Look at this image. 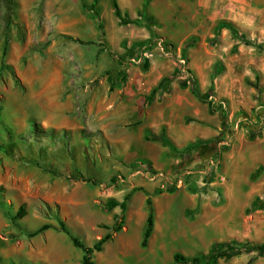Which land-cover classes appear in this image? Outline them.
Wrapping results in <instances>:
<instances>
[{
    "label": "rangeland",
    "instance_id": "rangeland-1",
    "mask_svg": "<svg viewBox=\"0 0 264 264\" xmlns=\"http://www.w3.org/2000/svg\"><path fill=\"white\" fill-rule=\"evenodd\" d=\"M85 3L0 0V264H82L59 222L93 246L121 215L105 203L128 194L124 228L96 264H264V0ZM175 84L202 109L185 119L204 137L185 146L166 125L140 130L169 111ZM99 102L108 116L90 122ZM148 198L175 224L155 237L159 256L142 247ZM44 224L55 229L28 236Z\"/></svg>",
    "mask_w": 264,
    "mask_h": 264
},
{
    "label": "crops",
    "instance_id": "crops-1",
    "mask_svg": "<svg viewBox=\"0 0 264 264\" xmlns=\"http://www.w3.org/2000/svg\"><path fill=\"white\" fill-rule=\"evenodd\" d=\"M22 5H23V2H22ZM230 5L233 6L234 4H230ZM60 14L63 15L64 14L63 11ZM58 19H59L58 24L56 25L60 27L62 23V19L61 18H58ZM61 66L64 69L66 67L64 63ZM61 76L62 75H60V77ZM61 80H63V78ZM42 83L44 86H46V83L48 82L43 81ZM168 98H169V104H168L169 111L165 115L162 114L160 117L159 116L156 117L157 118L156 122L152 118V116H150L149 114L147 121L141 124L140 130L144 128H156L157 129L161 125H166L168 136L178 146H185L188 143L195 141L198 137L203 138L204 131L202 129L196 130L191 125H188L185 119L188 116V113H190V115L195 119L201 118L200 113L202 109H200V106H199L200 103L188 92V90L181 89L180 86L177 84L174 85L173 91L171 94L168 95ZM75 106H76V103H74L73 100L69 99L68 103L65 105L64 108L61 106L57 108L61 110V112H58L60 113L59 116L66 117L67 112H69L71 107L72 109H74ZM101 106L102 105L99 102L98 103L99 108H98L97 114L90 112L89 115L88 114L84 115V117L90 122L94 121L97 123H102L105 120V118L108 116V113H107V108L105 107L103 109ZM136 110H137L136 112H139L137 114L139 118L138 120L140 122L142 119H144V116H145L144 109L142 108L141 104H139ZM62 111H64V113H62ZM78 113L80 115L83 114L81 112H78ZM48 117L50 118V116H47V118ZM45 124L47 123L45 122ZM155 209L157 213L156 219H155V228H154L153 236L151 237L149 241L148 251L154 256H159V252L163 251L164 247L163 245L159 247L154 246L155 237L158 236L159 234L162 236V240L167 239L165 230H170L171 227L175 226V224L168 221L166 223H163L162 225L159 222V216H161L162 213H165L167 216L170 215L169 207L165 209L162 213H161L162 208H160L158 204L155 205ZM182 236H185V234L179 233V235L174 236V238L177 239V238H181Z\"/></svg>",
    "mask_w": 264,
    "mask_h": 264
},
{
    "label": "trees",
    "instance_id": "trees-1",
    "mask_svg": "<svg viewBox=\"0 0 264 264\" xmlns=\"http://www.w3.org/2000/svg\"><path fill=\"white\" fill-rule=\"evenodd\" d=\"M79 1L82 5V8L87 10L88 6L86 5L85 0H79ZM113 10H114L115 16L120 20L122 24L124 25L130 24V21L126 18V16L123 15L122 10L120 9L119 5L115 2L113 3ZM194 44L195 42L193 40H190L184 46V50H187L188 48L193 47ZM168 45L170 46V44ZM6 54H7V47H5L3 50L1 69H4L6 66L4 63ZM161 86H162V83L159 85L158 88H160ZM155 91L156 89L153 92ZM194 94L195 95L197 94L196 91H194ZM129 200H130V194H128L125 197L124 201L122 202L116 199H111L107 203H105V207L109 211L115 210L116 208H120L121 215L116 219L112 227H106V226L103 227L104 229H107L109 232L106 235H104L102 238H100L93 246H90V247L87 246L78 237L72 235L69 227L66 225L64 221L59 222V227L57 228V230L62 233L67 234L70 237L73 245L76 248H79L83 251L82 264H96L93 260V256L96 253L102 252L103 247L113 239V236L123 230L124 223H125V212L127 210V205H128ZM147 206H148V216H147L146 227H145L143 241H142L143 248H146L148 246L149 239L152 235V232L155 226L154 207H153V203L150 198H148ZM25 215H26V211L22 207L18 210L17 215L14 218V220L22 219ZM51 229H55V228L51 224H44L39 230L29 233L28 236L31 238H34ZM237 246H239L240 248H247L248 244H238ZM171 264H218V261H217V257L206 258L204 255H199L193 258H188L182 254H175L173 258V263Z\"/></svg>",
    "mask_w": 264,
    "mask_h": 264
}]
</instances>
